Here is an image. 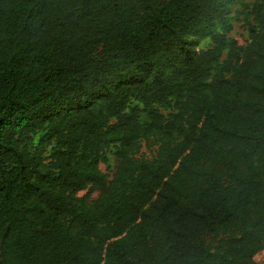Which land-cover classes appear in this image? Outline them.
Wrapping results in <instances>:
<instances>
[{
  "label": "trees",
  "instance_id": "trees-1",
  "mask_svg": "<svg viewBox=\"0 0 264 264\" xmlns=\"http://www.w3.org/2000/svg\"><path fill=\"white\" fill-rule=\"evenodd\" d=\"M236 1L0 0V264H259L264 0L243 50Z\"/></svg>",
  "mask_w": 264,
  "mask_h": 264
},
{
  "label": "rangeland",
  "instance_id": "rangeland-1",
  "mask_svg": "<svg viewBox=\"0 0 264 264\" xmlns=\"http://www.w3.org/2000/svg\"><path fill=\"white\" fill-rule=\"evenodd\" d=\"M246 4V7L243 8L240 2ZM255 0H237L230 8L228 12V22L232 26L228 36L236 40L237 45L240 50H243L247 43L251 38V24H256L253 20V16L249 14V10ZM219 24L216 26V29L219 28ZM191 42L195 44L196 48L204 49L209 47L211 43V39L209 35L204 37H194L191 39ZM166 112V111H164ZM145 117V116H144ZM47 147V146H45ZM158 147V144L155 141V138H151L150 142H143L142 148L140 152L137 154V157H145L152 158L155 154V150ZM116 148L114 146H110L106 150V156L108 158V162L101 163L100 168L109 174H112L117 166V158L115 156ZM48 153H44V156H47ZM87 192V190L79 192V195H83ZM99 194V191H94L91 193L90 198H96ZM256 261L259 264H264V250L260 251L255 256Z\"/></svg>",
  "mask_w": 264,
  "mask_h": 264
}]
</instances>
